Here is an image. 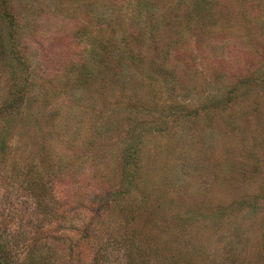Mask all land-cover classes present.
I'll list each match as a JSON object with an SVG mask.
<instances>
[{
    "label": "rangeland",
    "instance_id": "374dc122",
    "mask_svg": "<svg viewBox=\"0 0 264 264\" xmlns=\"http://www.w3.org/2000/svg\"><path fill=\"white\" fill-rule=\"evenodd\" d=\"M15 170L53 264H264V0H0Z\"/></svg>",
    "mask_w": 264,
    "mask_h": 264
},
{
    "label": "trees",
    "instance_id": "16d2710c",
    "mask_svg": "<svg viewBox=\"0 0 264 264\" xmlns=\"http://www.w3.org/2000/svg\"><path fill=\"white\" fill-rule=\"evenodd\" d=\"M4 2V1H3ZM5 150V149H4ZM5 154H2V160H4L1 166L2 173L4 172L6 164L9 159H11V154L13 151H3ZM19 163H14V169L17 168ZM4 167V168H3ZM36 167V169H35ZM38 166H31L27 169H23L27 176L33 177L34 180H37V175L40 173ZM127 169V166L126 168ZM18 174V171L15 170V173L11 176L2 175V184H4V192L0 196V264H53L52 257L54 252L51 250V246H46L47 243L43 244L40 239L41 228L43 227L46 221V208L50 205L49 201L46 198L49 193L45 184L38 183L37 187L34 186V183H27L25 189H29L26 192V200L24 203L31 201L24 210H19L14 212L12 218L15 216L28 217L27 221L20 222L23 226L24 223L29 225V229L25 231L24 229L16 230L15 227H11L8 221V214L6 213V206H11L14 201L15 194L13 189L10 187L11 180ZM134 181V174L132 169L130 173L126 176L124 180L125 186L128 188L130 184ZM32 186V187H31ZM38 188V189H37ZM23 190V188H22ZM10 210V209H9ZM36 222V223H35ZM24 253L22 259H18L21 256V253ZM106 260L103 256L96 254L93 259V264H105Z\"/></svg>",
    "mask_w": 264,
    "mask_h": 264
}]
</instances>
